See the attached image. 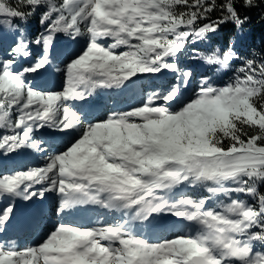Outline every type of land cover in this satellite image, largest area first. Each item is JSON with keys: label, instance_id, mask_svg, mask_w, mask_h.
Here are the masks:
<instances>
[{"label": "snow or ice", "instance_id": "snow-or-ice-1", "mask_svg": "<svg viewBox=\"0 0 264 264\" xmlns=\"http://www.w3.org/2000/svg\"><path fill=\"white\" fill-rule=\"evenodd\" d=\"M244 6H255L254 0ZM42 7L44 31L30 37L15 21L26 22ZM202 20L208 22L197 27ZM247 20L236 0H0V25L6 27L0 32V156L36 148L34 134L43 129L54 150L43 167L0 173V198L8 200L0 208V234L12 221L17 198L43 200L46 192L61 194L54 209L60 217L82 204L131 213L103 227L61 219L35 246L0 243V264H264V194L257 188L264 183V64L247 59L223 85L202 77L192 96L182 99L195 69L175 62L190 41ZM58 34L71 43L86 38L84 46L77 52L58 44ZM109 38L113 42L105 46ZM236 42L232 38L222 54L217 48L207 63L229 67L238 58ZM33 45L41 49L35 59ZM121 47L126 50L118 53ZM164 70L178 74L175 83L162 82L143 106L105 118L78 103L97 89L121 88L138 74ZM57 74L63 77L60 90ZM184 184L207 187L213 197H258L259 205L230 199L217 209L206 207L210 197L175 198L173 190ZM164 213L200 229L156 242L132 229L131 221L153 225ZM43 217L40 210L24 226L39 229Z\"/></svg>", "mask_w": 264, "mask_h": 264}, {"label": "rangeland", "instance_id": "rangeland-1", "mask_svg": "<svg viewBox=\"0 0 264 264\" xmlns=\"http://www.w3.org/2000/svg\"><path fill=\"white\" fill-rule=\"evenodd\" d=\"M2 26L5 27L4 25ZM60 36L61 35L58 34V44L70 47L79 46V51L84 46V42L86 39L78 38L77 43H71L67 36L63 38ZM112 42L113 41L110 38L102 41L105 46ZM31 50L33 52L32 59H35L36 55L39 54V52L41 51L39 47L34 45L32 46ZM124 50L126 49L121 47L120 49H117V52L119 53L120 51ZM28 63H31V60L21 62V64ZM204 64L205 62L201 63L202 66H204ZM164 75H170L173 79H177L178 74L170 70H164L162 74H138V77L131 78V80L134 81V83L132 84H129L126 81L125 86L121 88L97 89L92 97H89L85 101L78 103L87 106L95 115L105 118L107 114L112 111H128L131 110L133 107L143 106V102L145 101V99H147L149 93L154 90H157V86L160 85L156 84L157 81L152 78H158L159 76ZM33 78L34 77L31 76L29 77V79ZM54 78L57 79V87L55 90H60V87L63 83V77L60 74H57ZM200 79L201 78H194V75L192 76V79L189 82L188 86L183 89L184 96L182 97V99H186L192 96L193 92L198 89V85L194 87L192 81L193 83L199 84ZM133 88L136 90V93H132L136 96L135 100L128 99L129 93L133 91ZM156 103L159 104V101H157ZM14 118L15 114H13V119ZM87 122L88 119L82 117L81 123L86 124ZM137 122L139 121L137 120ZM3 134H5L4 130H0V135ZM47 135H51L48 129H43L39 132H36L33 137V140L37 144L36 148L31 150H23L20 155L13 154L6 159L0 156V159H3V164L6 162L9 163V165L13 164L14 170H26L30 167H43L46 162H48V157H50L54 151L53 148H51L45 142V137ZM41 144L44 145V148L47 149V151H44L40 148ZM229 184L226 186H229ZM42 186L43 185H37V188ZM180 192H183L182 189H180ZM61 198L62 197L59 192H46L45 199L43 200H40L37 197H34L32 201H24L22 199L17 198L16 208L14 210L15 214L12 218L11 223L8 225L6 231L0 234V243L5 244V246L24 249L27 246H35L38 242H42L43 238L45 237V233L51 230L52 226L54 224H57L61 219H63L64 222L71 223L72 226L103 227L107 224H115L116 222H122L124 219H128L131 215V213H129V216H125L124 211L109 210L101 207L98 204H82L76 205L75 207L69 209L67 215L60 217L55 214L54 209L55 207H58ZM215 198V200H217L220 204L228 203L231 199H227L221 195L215 196ZM0 199H2V202H0V208H2L8 203V200L7 197ZM98 207H101V211H95ZM91 209H94V211L90 214V211H92ZM40 210H43L44 213L42 226L39 229L24 226L31 219L33 214ZM102 211L105 212L102 213ZM48 216L52 217L50 218ZM47 218H50L53 221H49ZM163 223L169 224V229H164L162 226ZM192 223L194 222L184 220L183 218H178L170 213H164L160 215L158 222L153 225L145 226L141 221H131V226L132 229L137 233L148 236L152 240V242H156L157 240L165 238H173L174 234L183 235L190 233L194 235L193 232L197 228L196 226H199L195 223L194 227L188 233H185L186 229L174 232V228L171 227V225L173 224L175 226H178V224L188 226ZM155 228L163 230L165 234L160 236L156 234L152 235V229ZM12 242H14V244Z\"/></svg>", "mask_w": 264, "mask_h": 264}, {"label": "trees", "instance_id": "trees-1", "mask_svg": "<svg viewBox=\"0 0 264 264\" xmlns=\"http://www.w3.org/2000/svg\"><path fill=\"white\" fill-rule=\"evenodd\" d=\"M10 3L15 5L17 0H9ZM49 4L55 3L59 4L61 0H48ZM217 3H223V0H217ZM255 6L245 7L244 0H236V7L238 8L241 16H247L248 20L240 27L231 22L225 23L220 26L219 30L215 33L207 35L205 39L190 41L186 48L178 54L175 58V62L178 63L181 69L192 68L195 69L194 78L199 79L202 77H207L215 85H223L231 80H233L238 73V68L243 66L247 59H252L257 65L264 64V0H254ZM47 8L42 7L38 9L34 14L28 16L26 22H21L16 20L15 23L20 25L21 28L25 29L28 36L35 37L37 34L44 31V26L40 24L41 13L46 11ZM183 10V9H178ZM220 15L219 10L211 13V18L216 19ZM208 21H199L197 27L202 26ZM6 27L0 25V32H5ZM60 37H65V35L60 34ZM10 38L12 34H9ZM236 38V45L234 51L238 58L233 59L230 62L229 67L224 68L220 65L209 64L206 61V57L213 54L217 48L220 49V54L227 51L229 48V42L232 38ZM75 51H79V46L71 47ZM194 53L199 55H194ZM205 62L204 66L201 65ZM20 66V65H18ZM173 78L171 76H164L157 79L159 83L167 82L171 83ZM196 86V85H195ZM245 130L249 134H257L258 129L247 128ZM229 141L225 140V144ZM13 165L3 164V168H0V173L3 174L11 172ZM211 186V185H209ZM230 184L228 187H231ZM186 187V188H184ZM258 194H264V183L257 185ZM182 189L183 192H180ZM172 195L175 198H179L181 195H190L197 198L210 197L207 201L206 207H216L219 208L220 203L215 200L216 198L212 196L211 193L207 191V187L204 186H190L187 184L177 186ZM221 196L229 199H241L248 203L259 205L258 197L253 198L246 194L232 193L230 197H226L223 194ZM194 227L195 224H190ZM183 225H178L175 228L177 231L183 230ZM197 227V231L200 227ZM189 228L186 230L188 231ZM157 231V230H156ZM196 233V232H195Z\"/></svg>", "mask_w": 264, "mask_h": 264}]
</instances>
